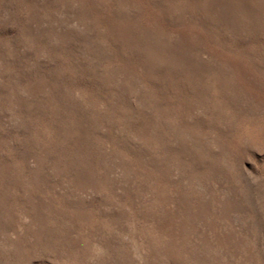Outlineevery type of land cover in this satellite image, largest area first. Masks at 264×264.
Returning <instances> with one entry per match:
<instances>
[{"label": "rangeland", "instance_id": "374dc122", "mask_svg": "<svg viewBox=\"0 0 264 264\" xmlns=\"http://www.w3.org/2000/svg\"><path fill=\"white\" fill-rule=\"evenodd\" d=\"M0 264H264V0H0Z\"/></svg>", "mask_w": 264, "mask_h": 264}]
</instances>
